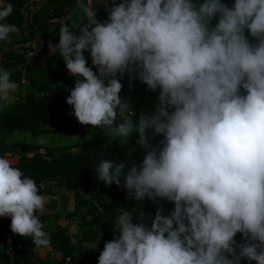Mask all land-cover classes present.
Masks as SVG:
<instances>
[{"label": "clouds", "instance_id": "9594fccd", "mask_svg": "<svg viewBox=\"0 0 264 264\" xmlns=\"http://www.w3.org/2000/svg\"><path fill=\"white\" fill-rule=\"evenodd\" d=\"M108 5L101 22L90 0H76L87 23L76 31L65 23L58 43L49 42L75 77L66 103L81 125L113 140L127 144L138 135L142 163L123 172L124 162L101 160L100 181L119 185L123 176L131 198H159L174 208L157 209L150 223H134L131 212L117 208L119 235L105 242L98 264H264V0ZM12 12L11 4L0 7V42L18 32L3 22ZM125 73L159 89L154 112L135 121L120 96L118 74ZM18 87L0 67V105ZM155 136L163 139L153 144ZM45 204L36 181L0 155V217H10V230L38 248L50 245L37 215Z\"/></svg>", "mask_w": 264, "mask_h": 264}, {"label": "trees", "instance_id": "16d2710c", "mask_svg": "<svg viewBox=\"0 0 264 264\" xmlns=\"http://www.w3.org/2000/svg\"><path fill=\"white\" fill-rule=\"evenodd\" d=\"M27 1L29 0H0V7L7 4L13 6L12 14L3 22L15 25L20 32V39L6 42L11 44V47L0 53V67L11 70L12 79L20 88L10 103L6 106L0 105V155H17L13 165L36 181L40 194L49 193L51 184L70 192L77 202L74 211L66 215L67 218L72 217L81 206H84L86 211L82 215V236L74 245L70 235L57 222L55 208L45 204V208L37 212V215L41 221H53L50 229H45L50 237V245L39 248L33 244L30 237L16 234L15 239L7 240V224L11 219L0 217V264H98V257L105 242L119 235L115 231L119 216L117 208L131 212L134 223L136 220L150 223L157 209L169 213L174 204L159 198L149 200L145 197L141 201L131 198L124 187L123 176L119 185H105L97 178L96 166L101 160L122 161L125 163L122 171L126 172L133 164L139 166L142 163L144 149L136 143V133L124 144L122 141L113 140L99 128L81 125L71 114L72 107L66 103L70 91L65 80L46 77L44 72L35 66L36 58H52L66 77H73L67 72L59 53H50L49 42L55 45L59 41L60 27L51 28L52 20L64 18L74 31L78 30L83 22L87 23L79 20L81 12L72 13L76 0H44L45 3L43 0H31L33 8L37 3L39 7L22 11ZM222 2L231 7L234 0ZM112 3V0H92L91 6L96 9L95 19L106 21L108 12L105 7H110ZM216 22L214 18L212 26ZM249 39L251 40V37ZM32 41L35 51L29 55L28 44ZM16 44L20 45V52L12 50V46ZM84 56L87 60L86 66L95 72L96 68L89 59L90 54L85 52ZM10 62H14V65L9 66ZM118 78L123 85L120 96L129 103L135 113L134 121L142 111L154 112L159 89L150 91L138 79L130 80L127 73L123 76L118 74ZM23 79H27L28 84L22 92L20 86ZM84 126H87L86 130L83 129ZM44 131L54 135L73 136L74 139L69 143L61 140L60 144L46 145L17 137L22 133L34 136ZM4 134L13 138L6 141ZM162 139V136H155L151 143L156 144ZM45 185L48 188H42ZM234 239L238 243L241 242V234L237 233ZM83 244L97 245V252L90 255L93 261L87 260ZM240 264L249 262L241 260Z\"/></svg>", "mask_w": 264, "mask_h": 264}, {"label": "crops", "instance_id": "0c3cea01", "mask_svg": "<svg viewBox=\"0 0 264 264\" xmlns=\"http://www.w3.org/2000/svg\"><path fill=\"white\" fill-rule=\"evenodd\" d=\"M74 13V12H73ZM57 21V22H56ZM62 21L64 22V19H56V20H52L50 23V27L54 28L56 27V24L59 25V27H61V25L65 24L66 21L64 23H62ZM56 22V23H55ZM20 39V32H16L14 34H12V38L10 40V42L12 41H18ZM9 46L11 47V44H7L6 42H0V53L3 50H6L9 48ZM12 50L13 51H18L20 52V45L16 44L15 46H12ZM34 48H33V53H34ZM32 53V54H33ZM9 66H13L14 62H10L8 63ZM35 66L38 70H42L44 72V75L46 77H49L48 73L52 70V71H56L57 76H61L63 78V80H65L66 85H70L73 86L72 84L75 81V77H66L63 73L60 67H58L56 65V63L53 61L52 58H48V57H41V58H36L35 59ZM60 80V79H59ZM62 80V79H61ZM28 84L27 79H24V82L22 81L21 84V90L22 92L25 91L26 86ZM70 87L67 86V88L70 91ZM19 93V88L17 89V91L13 94V96L17 95ZM13 163V162H12ZM43 188V186H42ZM48 188L45 187L44 189ZM50 192L46 193L44 196L46 197V205L52 206L55 208L56 212H57V222L62 226V229L70 235L71 237V241L72 244L76 245V238H78V226L76 225L75 222L71 221L72 218L76 217L75 214L72 215V217L67 218L66 215H68L69 213L74 211V207L76 204V200L75 198L72 196V194L68 191H65L61 188L58 187H52L49 186ZM60 211H66V214L61 215ZM42 222H46L48 226L47 230L50 229V226L52 224V220H46V221H42ZM10 223L11 221L7 224V231L8 233L5 235V238L7 240H11V239H15L16 238V234H14L11 230H10ZM46 225V224H45ZM79 240V238H78ZM84 247L88 246V244H83ZM37 250V249H36ZM97 250H95L93 253H96Z\"/></svg>", "mask_w": 264, "mask_h": 264}, {"label": "rangeland", "instance_id": "374dc122", "mask_svg": "<svg viewBox=\"0 0 264 264\" xmlns=\"http://www.w3.org/2000/svg\"><path fill=\"white\" fill-rule=\"evenodd\" d=\"M78 13V12H80V10L77 8V6H76V3L74 4V6H73V8H72V13ZM58 19H61V18H58ZM57 19V20H58ZM62 19H64V18H62ZM79 20L80 21H83V17L81 16L80 18H79ZM97 20H99V21H101L99 18L97 19ZM66 20L64 19V22H65ZM85 22H87V20L85 19L84 20ZM57 22V21H56ZM55 22V23H56ZM63 21H62V23H64ZM59 25H57L56 24V27H58ZM89 59L91 60V57L89 56ZM48 75H49V77L50 78H52V79H54V80H63V78L60 76H57V73H56V71H50L49 73H48ZM73 86H74V83L72 84ZM67 86H69L70 87V85L68 84V85H66V87ZM73 86H71L70 87V90L72 89V87ZM19 91H20V88H19ZM152 104H155V102H152ZM83 129H87V126H84L83 127ZM103 133H104V131H103ZM106 134V133H105ZM17 137H19V138H21V139H26V140H32L33 142H36V143H41L40 141L41 140H43L44 142L43 143H41V144H49V145H56V144H60V141L62 140V142H65V143H69V142H72L73 141V139H74V137L73 136H61V135H54V134H51V133H49V132H40V133H38L37 135H34V136H26L25 134H21V135H18ZM13 138V136H10V135H8V134H4V139L6 140V141H10L11 139ZM8 156L10 157V159H11V161L12 162H15L16 160H17V155H15V154H11V153H8ZM52 186H51V188L52 187H57L56 186V184H51ZM45 187H47V185H45V186H43V188H45ZM59 188V187H58ZM62 189V188H61ZM84 196L85 197H87L85 194H84ZM107 201H109V199H107ZM77 202V201H76ZM86 211V208L84 207V206H81L80 207V209L75 213V216L76 217H74V218H72V220L71 221H73V222H75L76 223V225L78 226V228H77V230H78V238H80L81 236H82V233H81V231H82V229H83V219H82V215H83V213ZM61 212V215H64V214H66V211H60ZM72 213V212H71ZM164 214H168V212H164ZM42 222V221H41ZM43 224H44V226H45V229H47V227H46V225H47V223L46 222H42ZM46 224V225H45ZM78 238H76V244H77V242H78ZM95 250H97V245L96 244H88V246H85V254H86V257H87V260L89 261V262H91V261H93L94 259H93V257L92 256H90V255H92V253L95 251Z\"/></svg>", "mask_w": 264, "mask_h": 264}, {"label": "built area", "instance_id": "2783aa9c", "mask_svg": "<svg viewBox=\"0 0 264 264\" xmlns=\"http://www.w3.org/2000/svg\"><path fill=\"white\" fill-rule=\"evenodd\" d=\"M113 1V0H112ZM43 3H45V1H42ZM85 2H89V0H86ZM115 3H119V0H114ZM90 3L92 5V0H90ZM39 7V4L37 3L36 6L33 8L32 6V2L31 0L27 1L23 7H22V11H26V10H30V9H36ZM33 48H34V41H32L30 44H28V51L27 54L31 55L33 53ZM24 82V79L22 80ZM17 97L14 98V100H16ZM52 254V253H51Z\"/></svg>", "mask_w": 264, "mask_h": 264}]
</instances>
